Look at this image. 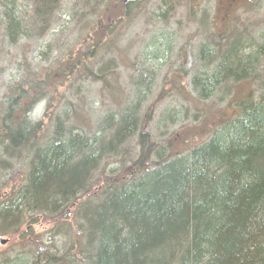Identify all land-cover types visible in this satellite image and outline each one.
Here are the masks:
<instances>
[{"label":"trees","instance_id":"obj_1","mask_svg":"<svg viewBox=\"0 0 264 264\" xmlns=\"http://www.w3.org/2000/svg\"><path fill=\"white\" fill-rule=\"evenodd\" d=\"M18 1L0 0L4 47L45 36L60 2L27 0L26 13ZM106 1L95 9L104 21L112 13L109 23L76 58L70 49L68 68L18 63L0 98V235L33 253H0V264H264L263 50L229 31L217 48L201 43L191 79L174 69L153 99L155 69L140 67L126 93L112 48L148 1L120 0L117 9ZM168 39L151 63L165 58ZM244 81L258 83L257 93H238ZM95 84L115 108L92 121ZM169 97L186 102V115L192 107L195 122L158 142L150 127ZM41 103L43 117L33 119ZM19 164L11 184L7 173ZM40 218L60 247L43 249Z\"/></svg>","mask_w":264,"mask_h":264},{"label":"rangeland","instance_id":"obj_2","mask_svg":"<svg viewBox=\"0 0 264 264\" xmlns=\"http://www.w3.org/2000/svg\"><path fill=\"white\" fill-rule=\"evenodd\" d=\"M140 1H148L146 10L137 13L134 18L124 23L123 29L117 32L118 41L112 48V55L119 65L118 69L121 72L126 93L130 92L131 79L138 74L140 67L148 70L155 69L157 76L151 88L153 99L160 92L164 75L168 74L171 77L174 69H184L187 74L189 73L188 77L191 79V76L201 68L197 59L201 43L208 41L211 46L217 48L219 44L225 43L220 37L226 36L229 31L245 34L249 37V41L255 44L254 48L263 50L261 64L264 65V0H190L188 2L186 0H171L167 1L169 5L172 3L173 11H169L171 14L167 13L166 6L164 7L163 2L165 0ZM18 2L20 4L19 10H25L24 7H26L28 8L26 13H28L33 9L32 2H27V0H19ZM97 3L98 0H60L58 9L51 18L49 31L45 36L23 39L13 47L7 43L5 47L3 46L4 31L0 28V54L3 51L0 56V98L9 81L18 78V75L15 77L17 73L16 64L25 63L33 68L42 63L48 64L52 70H59L63 67L62 64L67 59V55L70 54V49L74 47L76 52L74 58H76L82 50L81 47L84 46V39L90 38L89 34L95 36L110 21L112 13H106L107 20L104 21V16L95 9ZM106 3L109 4L110 8L117 9L120 0H107ZM100 22L104 24L98 28ZM111 23L113 24V21ZM167 39L170 41L171 49L160 63L157 65L151 63L148 58H151L154 49L167 42ZM112 44L114 45V42ZM57 74L58 72L54 73V78L60 80L56 76ZM258 74L264 75L262 66H258ZM99 86V84H95L93 88V93L96 92L93 99L97 101L93 105V110L90 109L87 113L91 115L92 121L106 113L109 108H115L107 95L99 96ZM258 87V83L244 81L240 83L238 93L246 94L252 90L257 93ZM85 102L88 104L89 100L86 99ZM44 104L41 103L35 107L32 114L33 119L43 117ZM227 105L228 101L224 102L221 107L231 112L232 107ZM217 108L216 105L212 111ZM192 111V107H188L189 115H186V102L181 97L177 99L167 98L161 102L150 127L155 139L160 142L183 122L194 123L195 121L190 116ZM165 114H169V116L165 117ZM209 114L210 111L207 112V115ZM20 169L21 164L7 173L11 184L15 183L18 174L16 171ZM51 227L52 224L44 218H40L35 227L36 233L42 235L43 249L51 243L60 247V240L62 239L57 236L58 232H51ZM7 236L4 237L10 238ZM11 238L16 243H11V240L7 245L0 247V253L10 255L11 251L15 254L20 250L17 245L19 241L16 237ZM21 253L29 256L33 254L32 251H22Z\"/></svg>","mask_w":264,"mask_h":264},{"label":"water","instance_id":"obj_3","mask_svg":"<svg viewBox=\"0 0 264 264\" xmlns=\"http://www.w3.org/2000/svg\"><path fill=\"white\" fill-rule=\"evenodd\" d=\"M8 242H9L8 238H5L2 235H0V247L7 245Z\"/></svg>","mask_w":264,"mask_h":264},{"label":"flooded vegetation","instance_id":"obj_4","mask_svg":"<svg viewBox=\"0 0 264 264\" xmlns=\"http://www.w3.org/2000/svg\"><path fill=\"white\" fill-rule=\"evenodd\" d=\"M250 1V0H249Z\"/></svg>","mask_w":264,"mask_h":264}]
</instances>
